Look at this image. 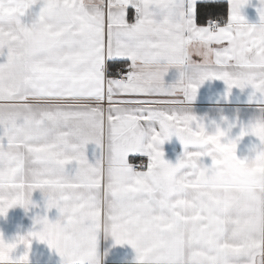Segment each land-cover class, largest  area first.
I'll list each match as a JSON object with an SVG mask.
<instances>
[{
	"label": "snow or ice",
	"instance_id": "1",
	"mask_svg": "<svg viewBox=\"0 0 264 264\" xmlns=\"http://www.w3.org/2000/svg\"><path fill=\"white\" fill-rule=\"evenodd\" d=\"M248 3L0 0V215L26 191L50 186L60 195L45 208L59 218L38 217L43 230L29 236L62 264H93L105 219L116 244L135 250L136 264H264V229L237 218L230 238L220 239L227 208L206 187L218 153L233 156L249 133L264 142V121L221 143L223 130L208 135L184 108L206 80H222L229 92L250 86V99L259 100L264 0L258 24L241 15ZM237 31L249 40L240 56L229 47ZM194 41L213 51L212 64L187 55ZM116 65H127L124 78H110ZM169 65L179 68L170 84ZM173 136L184 148L175 164L160 148ZM130 156L147 159L134 164ZM5 190L16 199L5 204ZM187 208L200 225L191 239L176 227ZM18 243L26 251L13 262L0 248V264H30L31 239Z\"/></svg>",
	"mask_w": 264,
	"mask_h": 264
},
{
	"label": "crops",
	"instance_id": "2",
	"mask_svg": "<svg viewBox=\"0 0 264 264\" xmlns=\"http://www.w3.org/2000/svg\"><path fill=\"white\" fill-rule=\"evenodd\" d=\"M225 1L227 2V0ZM260 6L259 0H249V3L241 9V15L245 17L249 24L259 23L257 8ZM202 26L204 25L202 24ZM236 39L244 42L239 50L233 47V41ZM248 44V33L237 31L230 38L229 47L236 56H240L247 52ZM186 53L188 56L193 55V59L196 60L200 59V57L195 55L199 53L205 64L214 62L213 51L207 44L201 42H192L187 47ZM5 60L6 56L0 57V62ZM119 66L116 65L114 67L110 78H116V71ZM164 67L166 66L162 64L151 66L152 70H159ZM167 69L169 72L165 75L164 80L165 83L170 84L175 81L179 68L175 65H169ZM252 92L253 89L250 86L244 89L234 87L229 92L227 85L222 80H206L198 88L195 100L190 104H185L184 108L203 121L208 135H215L213 132L216 125L220 126V130L231 125L229 138L234 139L240 136L242 128H248L257 120H264V113L260 112V108L264 107V103H261L260 99H250ZM220 140L221 143H227V140L223 137ZM91 147L90 145L89 151H91ZM262 147L264 145L260 144L259 139L249 133L240 138L238 150L233 156L218 153V162L208 177L206 187L207 191L219 198L227 208L221 221L223 227L216 232V235L222 240L230 238L231 231L235 227L233 221L237 218H248L254 228L264 229V200H259L255 196L258 190L257 185L260 183L258 178L264 177V157L260 159L254 157L255 151L260 150ZM160 148L165 153L164 159L172 164L177 162L178 157L184 151L183 145L175 136L165 141ZM140 157L144 156H130L129 159L130 162L136 164ZM241 160H246V162L241 163ZM202 162L210 164L211 160L205 157ZM213 170H215L216 176L213 188L209 190V178ZM29 178L31 177L29 176ZM52 192L59 193L57 189L50 186L36 187L26 191L23 202L17 201L12 207L7 209L5 215H0V237L5 241L11 242L15 237L26 235L29 231H42L44 226L41 223H36L35 227H33L34 217L37 214H39L38 217L46 216L50 223H54L59 218L58 211L55 208H45L47 200L51 199L48 194ZM241 198L244 199L243 210L238 212L237 206ZM13 199L16 198L8 195L7 190H5V204ZM26 202L29 203L30 208L27 212L24 207H21V204ZM33 205H36V207H33ZM178 215L177 230L181 224L188 226L187 232L178 230L179 236L183 239H191L200 226L194 215V210L191 208L183 209L182 214ZM224 228L227 231L223 230ZM98 240L93 264H136L135 250L127 244H116L108 227L107 219L104 220L99 231ZM25 251V246L18 244L14 256L19 257ZM38 257L41 258V264H62L60 256L54 249H50L46 243H41L39 240L31 238L30 264H37Z\"/></svg>",
	"mask_w": 264,
	"mask_h": 264
},
{
	"label": "clouds",
	"instance_id": "3",
	"mask_svg": "<svg viewBox=\"0 0 264 264\" xmlns=\"http://www.w3.org/2000/svg\"><path fill=\"white\" fill-rule=\"evenodd\" d=\"M243 43L244 42L242 40L236 39V40L233 41V47L239 50L240 48H242ZM260 93H261V95H260L259 99H260L261 103H264V85H262V87L260 89ZM260 112L261 113H264V107L260 108ZM262 121H264V120H262ZM217 128L220 129V126L219 125H216L215 131L213 132L214 134H216ZM230 131H231V127L223 128V132L225 133V135L223 136V138L226 139L227 142L236 139V138H234V139L229 138ZM260 144L261 145H264V142H260ZM260 151L261 152H264V147L260 148ZM247 159H248V157H247ZM252 159H254V158H252ZM252 159H250V160H252ZM215 176H216V172H215V170H213V172H212V174H211V176L209 178V184H208V189L209 190H212V188H213V182L215 180ZM258 179L260 180V183L257 185V189L258 190L255 193V196L259 200H264V177H260ZM48 195H49V197L51 199H58L60 194L59 193L52 192V193H49ZM105 199H106V197H105ZM243 205H244V199L241 198L239 200L238 206H237V211L238 212H240V211L243 210ZM21 207H24L26 212L29 211V209H30L29 208V203H27V202L26 203H22L21 204ZM33 207H36V205H33ZM38 216H39V214L36 215V217H38ZM36 217H34L33 227H35V225L37 223V218ZM178 230L181 231V232H187L188 226L181 224V225L178 226ZM30 232L31 231H29L26 235L15 237L11 242L5 241L2 237H0V240H2V242H3L2 245H0V248H2V250L5 253H7L8 255H10V256L13 257V262L15 261V258H16L14 256V252H15V250H16L17 247L10 249L8 247V245L13 244V243H16L18 245L19 244L18 242H19L20 237H24L25 239H31V237L29 236V233Z\"/></svg>",
	"mask_w": 264,
	"mask_h": 264
},
{
	"label": "built area",
	"instance_id": "4",
	"mask_svg": "<svg viewBox=\"0 0 264 264\" xmlns=\"http://www.w3.org/2000/svg\"><path fill=\"white\" fill-rule=\"evenodd\" d=\"M126 72H127V66L123 65V66H119L117 71H116V79H122L126 76ZM139 159L142 160H146V157H140Z\"/></svg>",
	"mask_w": 264,
	"mask_h": 264
},
{
	"label": "trees",
	"instance_id": "5",
	"mask_svg": "<svg viewBox=\"0 0 264 264\" xmlns=\"http://www.w3.org/2000/svg\"><path fill=\"white\" fill-rule=\"evenodd\" d=\"M228 5L227 2L225 1V9H227ZM222 11H226V10H222Z\"/></svg>",
	"mask_w": 264,
	"mask_h": 264
}]
</instances>
